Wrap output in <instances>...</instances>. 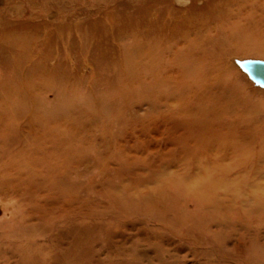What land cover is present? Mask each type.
I'll use <instances>...</instances> for the list:
<instances>
[{
    "label": "rangeland",
    "instance_id": "1",
    "mask_svg": "<svg viewBox=\"0 0 264 264\" xmlns=\"http://www.w3.org/2000/svg\"><path fill=\"white\" fill-rule=\"evenodd\" d=\"M0 264H264V0H0Z\"/></svg>",
    "mask_w": 264,
    "mask_h": 264
}]
</instances>
